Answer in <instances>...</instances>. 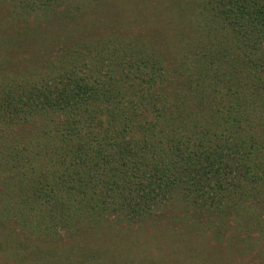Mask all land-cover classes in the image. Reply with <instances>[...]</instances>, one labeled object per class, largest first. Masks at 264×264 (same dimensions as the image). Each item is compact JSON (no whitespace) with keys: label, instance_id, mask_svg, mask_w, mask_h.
<instances>
[{"label":"trees","instance_id":"trees-1","mask_svg":"<svg viewBox=\"0 0 264 264\" xmlns=\"http://www.w3.org/2000/svg\"><path fill=\"white\" fill-rule=\"evenodd\" d=\"M143 1L154 43L134 26L140 10L91 26L79 24L83 0H6L14 41L36 47L17 81L5 83L6 68L0 78V169L25 226L103 214L158 226L173 200L220 220L262 202L264 0ZM187 14L177 37L189 28L200 39L177 40L178 60L164 39Z\"/></svg>","mask_w":264,"mask_h":264},{"label":"rangeland","instance_id":"rangeland-1","mask_svg":"<svg viewBox=\"0 0 264 264\" xmlns=\"http://www.w3.org/2000/svg\"><path fill=\"white\" fill-rule=\"evenodd\" d=\"M83 4L90 15L83 12L80 25L124 22L136 11H142L146 15L134 26L146 30L148 39L154 43V5L146 7L143 0H83ZM10 9L6 0H0V78L6 68L5 83L12 84V80L17 81V72H27L33 64L36 47L14 41V34L10 32L17 26ZM196 18H200L198 13ZM171 19L173 24L164 39L166 51L181 60L180 54L178 56L181 50L175 47L177 40L180 44L182 38L185 47L200 37H195L189 28V34H181L185 37H179L180 40L177 37L178 24L189 27L193 22L191 15L178 17L177 21L174 17ZM36 20L47 22L38 16ZM102 27L96 34L102 36L101 41L107 33ZM202 40L199 42L204 45ZM4 43L11 48L9 53L8 49H1ZM1 166L5 168L4 163ZM8 181L12 183V176L0 169V264H127L126 261L134 264H264V196L257 205L254 199L241 202L220 220L217 214L201 215L173 200L169 210L159 213L166 216V220H161L162 225H153L154 220L149 225H125L116 219H105L106 214L93 219L81 215L74 217L68 226L59 224L57 230L51 231L50 224L46 223H42L41 228L22 224L25 218L14 208L13 188Z\"/></svg>","mask_w":264,"mask_h":264}]
</instances>
